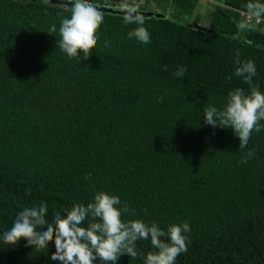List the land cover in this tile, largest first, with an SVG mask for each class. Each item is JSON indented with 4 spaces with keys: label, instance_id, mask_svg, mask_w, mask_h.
Returning a JSON list of instances; mask_svg holds the SVG:
<instances>
[{
    "label": "trees",
    "instance_id": "trees-1",
    "mask_svg": "<svg viewBox=\"0 0 264 264\" xmlns=\"http://www.w3.org/2000/svg\"><path fill=\"white\" fill-rule=\"evenodd\" d=\"M246 2L209 0L203 22L197 0H141L158 12L144 15L148 44L128 38L122 13L101 10L91 56L70 60L57 42L71 0H0V235L25 207L47 203L52 221L103 190L135 209L127 219L189 223L176 264H264V131L240 150L231 128L203 119L229 90L248 88L227 79L236 50L255 62L264 92V33L233 22ZM25 244L0 239V264H59L54 241L43 251ZM137 250L153 251L149 241Z\"/></svg>",
    "mask_w": 264,
    "mask_h": 264
},
{
    "label": "clouds",
    "instance_id": "clouds-1",
    "mask_svg": "<svg viewBox=\"0 0 264 264\" xmlns=\"http://www.w3.org/2000/svg\"><path fill=\"white\" fill-rule=\"evenodd\" d=\"M43 2L47 4L49 0ZM105 6H110L108 0ZM119 10L122 23L132 26L127 32L128 38L150 43L151 36L144 26L145 17L138 0H121ZM69 13L60 20L58 47L70 60L80 59L81 55L87 60L97 45V30L105 19L104 12L92 0H71ZM233 22L239 33H264V2L247 0L244 12ZM56 31V26L52 25L48 33ZM104 46H110L107 40ZM234 57V71L227 79L234 76L248 88L229 90L224 106L205 107L203 119L213 128H231L239 139V149L244 150L254 133L264 131V92L254 83L255 62L241 59L239 50ZM164 70H167L166 65ZM186 72V66H178L173 75L182 78ZM157 99L163 101V97ZM254 155V149H249L239 163L246 164ZM85 179H90V174ZM134 214L135 209L122 203L118 195L96 190L89 202L75 203L65 209L64 214L57 213L52 221L47 219V203L23 208L0 239L15 248L23 238L25 247L35 251L47 250L49 242L54 241L51 259L59 264H117L122 255H128L133 261L143 256V264H176L177 258L188 250L189 223L170 224L165 230L155 222L149 224L142 219L126 218ZM138 241H149L153 251L146 255L138 252Z\"/></svg>",
    "mask_w": 264,
    "mask_h": 264
},
{
    "label": "water",
    "instance_id": "water-1",
    "mask_svg": "<svg viewBox=\"0 0 264 264\" xmlns=\"http://www.w3.org/2000/svg\"><path fill=\"white\" fill-rule=\"evenodd\" d=\"M53 1H57V2H69L70 0H53ZM140 1L141 0H138L139 4H140ZM93 3L96 4L98 7H100V10H108V11H115V12L121 13L120 10H119V6L118 5L117 6L116 5L113 6V5H110L109 4L110 6H105V3H99V4H97L95 2H93ZM141 11H142L143 15L149 14V13L158 14V12H155V11H153L151 9H144L142 7H141Z\"/></svg>",
    "mask_w": 264,
    "mask_h": 264
},
{
    "label": "rangeland",
    "instance_id": "rangeland-1",
    "mask_svg": "<svg viewBox=\"0 0 264 264\" xmlns=\"http://www.w3.org/2000/svg\"><path fill=\"white\" fill-rule=\"evenodd\" d=\"M120 1V0H118ZM208 1L209 0H197V3L195 5V10L199 11L202 16V21H205V16H206V7L208 6ZM120 4V3H119ZM118 4V6H119Z\"/></svg>",
    "mask_w": 264,
    "mask_h": 264
},
{
    "label": "flooded vegetation",
    "instance_id": "flooded-vegetation-1",
    "mask_svg": "<svg viewBox=\"0 0 264 264\" xmlns=\"http://www.w3.org/2000/svg\"><path fill=\"white\" fill-rule=\"evenodd\" d=\"M92 2H94V1H92ZM100 3H105V0H101V2ZM119 3H121V0L120 1H118V0H108V4H110V5H113V6H117Z\"/></svg>",
    "mask_w": 264,
    "mask_h": 264
},
{
    "label": "built area",
    "instance_id": "built-area-1",
    "mask_svg": "<svg viewBox=\"0 0 264 264\" xmlns=\"http://www.w3.org/2000/svg\"><path fill=\"white\" fill-rule=\"evenodd\" d=\"M240 13H243V11H240Z\"/></svg>",
    "mask_w": 264,
    "mask_h": 264
}]
</instances>
